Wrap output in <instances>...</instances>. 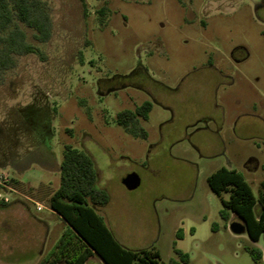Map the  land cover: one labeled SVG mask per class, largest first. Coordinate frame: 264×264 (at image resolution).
I'll use <instances>...</instances> for the list:
<instances>
[{
    "label": "rangeland",
    "instance_id": "obj_1",
    "mask_svg": "<svg viewBox=\"0 0 264 264\" xmlns=\"http://www.w3.org/2000/svg\"><path fill=\"white\" fill-rule=\"evenodd\" d=\"M43 1L51 38L25 31L45 60L16 56L0 80V264H38L63 228L43 198L65 145L92 159L110 196L98 213L125 247L177 260L182 225L194 231L181 243L187 264H264V234L233 233L240 220L219 216L228 193L206 182L234 169L257 198L264 180V0ZM144 102L141 137L116 116ZM129 173L140 181L133 190L121 184ZM21 184L44 186L40 211Z\"/></svg>",
    "mask_w": 264,
    "mask_h": 264
},
{
    "label": "trees",
    "instance_id": "obj_2",
    "mask_svg": "<svg viewBox=\"0 0 264 264\" xmlns=\"http://www.w3.org/2000/svg\"><path fill=\"white\" fill-rule=\"evenodd\" d=\"M39 43L49 41L52 21L49 7L43 0H0V80L6 71L14 68L15 57L27 54L38 55L45 60L41 51L29 43L26 31ZM151 104L143 103L133 111L124 110L117 114V124L133 133L140 130L138 120H146ZM97 174L89 155L70 145H65L59 165V186L47 200L48 208L62 221L63 228L38 264H85L96 255L104 264H187L188 255L174 247L177 260L165 263L158 251L152 249L132 250L123 247L113 236L98 213V208L109 201L108 193L96 185ZM209 189L216 195L228 193L221 199L219 216L227 220L229 212L245 226L251 241L264 234V180L259 183L258 197L253 193L243 176L234 169L219 168L206 179ZM258 204L259 211L254 212ZM0 205L4 202L0 201ZM181 238V232H176ZM250 257L257 263L262 253L259 249H248Z\"/></svg>",
    "mask_w": 264,
    "mask_h": 264
},
{
    "label": "crops",
    "instance_id": "obj_3",
    "mask_svg": "<svg viewBox=\"0 0 264 264\" xmlns=\"http://www.w3.org/2000/svg\"><path fill=\"white\" fill-rule=\"evenodd\" d=\"M244 58H243V56H241V58L240 59H236V62L237 61H242ZM60 165V164H59ZM57 173H58V183L55 185V187L50 191H47L48 189H46L45 188V190H44V186L42 185V184H40V185H24V184H21V186H25L34 196L33 197H25L26 198V200H28V202H30L31 204H34L35 205V209L37 210V206L39 205L40 206V204H39V202H38V199H37V197H36V194H38L39 193V191H41V190H44L45 192H46V195H45V197L43 198L44 200L43 201H45L46 202V204H47V200H48V198L51 196V194L58 188V186H59V167H58V169H57ZM96 185H97V182H96ZM98 186V185H97ZM99 187V186H98ZM99 188H101V187H99ZM104 189V188H103ZM105 190V189H104ZM106 192H107V190H105ZM108 193V192H107ZM108 196H109V194H108ZM109 201H110V196H109ZM109 201H108V203H109ZM107 203V204H108ZM106 204V205H107ZM21 205H23V207L24 208H27L28 209V205L27 204H25L24 202L23 203H21ZM105 205V206H106ZM101 208V207H100ZM100 208H98L97 210L99 211V209ZM41 210V209H40ZM40 210H37V211H40ZM48 210H49V213L51 214V216H53V217H55V219H57L58 221H59V223L60 224H62V221L59 219V217L54 213V212H52L49 208H48ZM31 216V215H30ZM31 218H33V222L35 223V224H37V225H40V227L45 231V234H48V232H49V229L48 228H46V225H45V220H43V219H37V218H35V217H32L31 216ZM62 226H63V224H62ZM174 228H173V232L175 233V232H177V231H180L181 232V238H175V242H174V247L176 248V249H179L180 251H184V249L182 248V246H181V243H182V241L184 240V238L186 237V235H194V231H193V229L191 228V227H188V228H184L182 225H180V226H173ZM61 231H62V228L60 229V232L57 234V236L55 237V240L54 241H56V239L59 237V235H60V233H61ZM111 233L113 234V232L111 231ZM113 236H114V234H113ZM114 238L123 246V247H125L123 244H122V242H121V240H118V238L116 237V236H114ZM127 248V247H126ZM130 249V248H129ZM158 253H159V251H158ZM93 258H95V260H98V262L99 263H102V264H104L96 255H93V256H91V257H89V259H87V261L85 262V264H89V262H90V260H92Z\"/></svg>",
    "mask_w": 264,
    "mask_h": 264
},
{
    "label": "water",
    "instance_id": "obj_4",
    "mask_svg": "<svg viewBox=\"0 0 264 264\" xmlns=\"http://www.w3.org/2000/svg\"><path fill=\"white\" fill-rule=\"evenodd\" d=\"M139 177L135 173H129L121 179V184L127 190H133L139 185ZM230 230L233 233H241L245 231V226L241 221H232L229 225Z\"/></svg>",
    "mask_w": 264,
    "mask_h": 264
},
{
    "label": "built area",
    "instance_id": "obj_5",
    "mask_svg": "<svg viewBox=\"0 0 264 264\" xmlns=\"http://www.w3.org/2000/svg\"><path fill=\"white\" fill-rule=\"evenodd\" d=\"M0 198H1V200H5V201L7 200V199L4 198L1 194H0ZM40 209H41V206L38 205V206H37V210H40Z\"/></svg>",
    "mask_w": 264,
    "mask_h": 264
},
{
    "label": "flooded vegetation",
    "instance_id": "obj_6",
    "mask_svg": "<svg viewBox=\"0 0 264 264\" xmlns=\"http://www.w3.org/2000/svg\"><path fill=\"white\" fill-rule=\"evenodd\" d=\"M145 103V102H144Z\"/></svg>",
    "mask_w": 264,
    "mask_h": 264
}]
</instances>
